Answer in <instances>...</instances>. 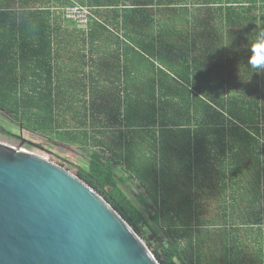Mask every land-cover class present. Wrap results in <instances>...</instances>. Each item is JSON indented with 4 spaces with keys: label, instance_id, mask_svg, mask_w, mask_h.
<instances>
[{
    "label": "trees",
    "instance_id": "trees-1",
    "mask_svg": "<svg viewBox=\"0 0 264 264\" xmlns=\"http://www.w3.org/2000/svg\"><path fill=\"white\" fill-rule=\"evenodd\" d=\"M77 4L92 13L86 28L71 22L86 52L79 96L91 122L102 101L100 129L60 130L58 86L39 93L46 102L32 116L29 92L0 87V111L91 146L88 168L54 152L51 159L99 192L160 264H264V71L249 63L264 0H0V39L28 32L24 15L36 16L47 58L61 36L58 16ZM15 62L0 60L2 85L17 78ZM102 63L113 87L94 91ZM0 134L21 137L1 123ZM129 180L142 186L147 212L128 196Z\"/></svg>",
    "mask_w": 264,
    "mask_h": 264
},
{
    "label": "water",
    "instance_id": "water-1",
    "mask_svg": "<svg viewBox=\"0 0 264 264\" xmlns=\"http://www.w3.org/2000/svg\"><path fill=\"white\" fill-rule=\"evenodd\" d=\"M0 264H160L87 181L0 141Z\"/></svg>",
    "mask_w": 264,
    "mask_h": 264
},
{
    "label": "crops",
    "instance_id": "crops-1",
    "mask_svg": "<svg viewBox=\"0 0 264 264\" xmlns=\"http://www.w3.org/2000/svg\"><path fill=\"white\" fill-rule=\"evenodd\" d=\"M1 6V5H0ZM57 6L53 7L55 11ZM14 11H17L18 17H21L20 12L24 13L25 8H20L17 4L14 5ZM28 32H18L14 40L9 42L0 39V60L4 63L5 61L15 60V72L12 76H15L13 84L9 81L5 85L0 82L1 90H10L13 86L14 89L19 91L30 93V111L35 112L36 105L42 107L46 101L42 100L39 96L41 92H49L57 89L63 91L60 98L62 113L59 115L58 126L61 131L79 132L86 130H99L102 119L99 116L104 115L98 114V104H101L100 98L97 100V105L94 107L93 116L96 118L93 122L90 121L89 117L91 113H87L85 103L80 98L79 92L84 88L82 85L84 82L81 78L84 77L85 73V60L86 55L84 38L80 36H71L70 32L72 29L71 21L67 18H60L58 16V26L61 29V36L53 39V53H47V58L41 55V48L38 47V37L36 35V27H38V17L32 15L27 16ZM20 22V21H19ZM18 26H21L20 24ZM47 52L49 48L47 46ZM113 50V48H112ZM39 51V52H38ZM113 53H111V56ZM100 57L97 53H94V59ZM47 61L44 64L38 62ZM2 66L9 67L4 64ZM98 67V72L103 77L98 78L94 83V91L107 90L108 87H113L108 79H105V74L109 71V63H102ZM5 72L0 73V77L4 76ZM105 79L106 84L103 83ZM72 93H75L74 96ZM54 97V96H53ZM52 99V97H50ZM49 100V99H48ZM85 100V99H84ZM74 108V111H72ZM57 124V122H56ZM35 133H41L35 131ZM70 133L64 134L63 139L58 140L68 148H79L91 150L93 148L89 145H82L76 141V138ZM44 134V133H41ZM101 134H97L98 137ZM48 135L44 134V137ZM66 158V157H65ZM69 158V157H68ZM70 159V158H69Z\"/></svg>",
    "mask_w": 264,
    "mask_h": 264
},
{
    "label": "rangeland",
    "instance_id": "rangeland-1",
    "mask_svg": "<svg viewBox=\"0 0 264 264\" xmlns=\"http://www.w3.org/2000/svg\"><path fill=\"white\" fill-rule=\"evenodd\" d=\"M0 123L4 125V127H6L7 129H9L11 132L19 134L21 135V137L25 138L23 140L21 137L19 139L17 138L10 139L7 138L5 135L0 134V141L2 142L15 145L16 147H22L27 151L39 154L49 159H51V153L54 152L60 156L66 158L69 157L70 160L76 162L79 165L85 166L87 168L90 166L92 151L86 149L82 150L79 148H68L64 146L62 143L58 142V140L60 139L57 137L56 132L52 131L50 132V134H46L48 135L49 138H47L46 136L44 137L45 133L44 134L35 133V131L31 130V128L25 127L21 125L20 122L14 121L9 114L3 111H0ZM127 184L124 186V188L128 196L132 198L135 201V203L138 206H140L145 212H147L146 209L143 207V205L140 203V200H138L137 198L138 193H140L142 190V186L134 180H129ZM155 245L156 242L153 244V249ZM148 248L152 252V249L149 246Z\"/></svg>",
    "mask_w": 264,
    "mask_h": 264
},
{
    "label": "built area",
    "instance_id": "built-area-1",
    "mask_svg": "<svg viewBox=\"0 0 264 264\" xmlns=\"http://www.w3.org/2000/svg\"><path fill=\"white\" fill-rule=\"evenodd\" d=\"M91 15L90 8L84 5L77 4L66 8V18L82 28L88 26Z\"/></svg>",
    "mask_w": 264,
    "mask_h": 264
},
{
    "label": "clouds",
    "instance_id": "clouds-1",
    "mask_svg": "<svg viewBox=\"0 0 264 264\" xmlns=\"http://www.w3.org/2000/svg\"><path fill=\"white\" fill-rule=\"evenodd\" d=\"M249 63L253 68L264 71V31L256 34Z\"/></svg>",
    "mask_w": 264,
    "mask_h": 264
}]
</instances>
